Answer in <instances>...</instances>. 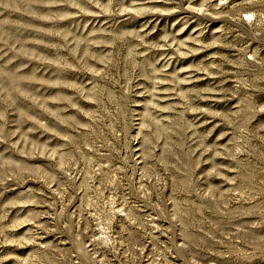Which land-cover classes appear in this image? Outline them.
I'll list each match as a JSON object with an SVG mask.
<instances>
[{
  "label": "rangeland",
  "instance_id": "obj_1",
  "mask_svg": "<svg viewBox=\"0 0 264 264\" xmlns=\"http://www.w3.org/2000/svg\"><path fill=\"white\" fill-rule=\"evenodd\" d=\"M0 264H264V0H0Z\"/></svg>",
  "mask_w": 264,
  "mask_h": 264
}]
</instances>
